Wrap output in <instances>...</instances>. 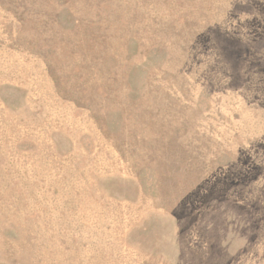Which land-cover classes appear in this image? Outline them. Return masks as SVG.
I'll use <instances>...</instances> for the list:
<instances>
[{
    "label": "rangeland",
    "instance_id": "rangeland-1",
    "mask_svg": "<svg viewBox=\"0 0 264 264\" xmlns=\"http://www.w3.org/2000/svg\"><path fill=\"white\" fill-rule=\"evenodd\" d=\"M0 264H264V0H0Z\"/></svg>",
    "mask_w": 264,
    "mask_h": 264
}]
</instances>
